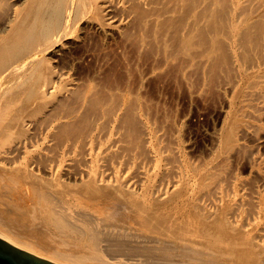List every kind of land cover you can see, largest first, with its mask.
<instances>
[{"label":"bare ground","instance_id":"6f19581e","mask_svg":"<svg viewBox=\"0 0 264 264\" xmlns=\"http://www.w3.org/2000/svg\"><path fill=\"white\" fill-rule=\"evenodd\" d=\"M255 43L264 0H0V177L26 199L8 218L42 225L0 237L60 264H264L263 167L255 185L186 162L142 93L193 87L195 64L199 92L227 89ZM263 82L227 124V158L249 149L238 134L260 138Z\"/></svg>","mask_w":264,"mask_h":264},{"label":"rangeland","instance_id":"374dc122","mask_svg":"<svg viewBox=\"0 0 264 264\" xmlns=\"http://www.w3.org/2000/svg\"><path fill=\"white\" fill-rule=\"evenodd\" d=\"M113 37H115L116 40H114L115 38L113 39ZM113 37L109 40V42L115 46L116 44H120V38L117 36ZM261 46H263V44L259 45L257 48L256 43L250 47L248 45H242L240 53L238 55L239 64L241 66V73H237L238 69L233 65L231 60H228V70L230 71V73H224V76L221 75L222 77H219L220 82L222 79V82L226 80V77L228 79V76L230 77L229 82H231L230 80L232 79V83L229 84L227 89H218L217 86H215L216 89H212V87L210 88L211 90L208 89V92L205 90L199 92V90H201L202 88V81L201 84H199L200 76L197 73L199 65L195 64L196 71L194 69V72L196 73H194L192 76L193 87L187 89L184 87L180 88L171 86L167 82L161 83V85L157 86L154 85L152 81H149L148 85H146V87H144V89L142 90L143 96L149 101L148 103H150L149 107L151 106L150 108L153 109V112L156 111V113H154L153 115V112L150 110L154 117V120H158L161 118L159 122H156L162 123L164 120L163 123L165 125L166 123L172 121V123H169L170 126L167 124L169 127H167V125L166 127L167 129L169 128L167 130L168 135L170 132L169 137H171V134H173L174 137L172 136V141H167L172 142L171 145L173 147L180 149L186 162L194 164L201 169L210 168L213 165H217L221 172L228 173V175H230L229 180H236L237 178L249 179L252 180L255 185L258 177L253 172V165H255V167L261 166L264 169V161L259 159V157L261 156L264 157V109L260 111V115L257 120V122L261 124V128L258 129L260 138L258 140H255L251 135H248L247 133L238 134L237 136V139L239 141L245 142L247 144V147H249V149L246 148V151L250 154L245 151L243 155L235 154L230 155L227 158L226 154L230 148V145H228L224 141V136L226 134L227 124L232 118H234V120L242 119L240 98L243 97L246 91L255 88L256 78L264 74V48ZM85 73H76L73 75L76 77H80ZM262 84L264 85V82ZM194 89L196 92H193ZM189 91H191V93H189ZM206 92L208 94H206ZM254 103L256 105L255 100ZM255 105L254 107L256 111ZM158 107H160V111ZM160 112H162V115ZM164 115L167 118H165ZM251 115L248 116V120L255 122L256 119L252 120V118H256V113L255 115ZM168 117H170L171 120ZM165 120L167 121L166 123ZM173 123L175 125H173ZM0 183V225L8 224L15 226V228L17 229L23 228L21 230L22 234H17L21 236L23 235V237H32V239L35 240V237L30 236V234L28 233L30 232L33 234L36 229H39L41 225L40 222L30 215L26 216L22 220H15V218H20L19 216L21 215L16 212L20 211L21 209L27 208L26 199L24 200V198L20 197V194L14 189L15 185L18 183H16L11 177H6L4 179H1L0 177ZM6 184L12 186L11 191H4L2 189V185ZM250 187L251 186L247 185L246 189L249 190ZM261 189L264 192L263 186H261ZM25 196L26 198H28V193L25 194ZM7 211L10 212V215ZM6 212L7 216L5 217ZM11 214H17L18 217H16V215L14 220H12L14 216H12ZM8 215L12 216V219L11 217L8 218ZM24 228L25 231H29L26 232L27 236H25L24 234ZM18 232H20V230ZM38 244H40L39 241ZM42 244L43 243L41 242L40 245ZM119 256L120 258L123 257V255ZM119 256L117 258H119ZM126 257L128 256L125 255L123 259L128 261L131 260L130 257H128L129 259ZM135 258L134 261L140 263V261L136 260ZM113 260L115 261V259ZM142 260L145 261L144 259H141V261ZM131 261H133V259ZM143 261L142 263L144 264H151L149 262L145 263Z\"/></svg>","mask_w":264,"mask_h":264},{"label":"water","instance_id":"95a60500","mask_svg":"<svg viewBox=\"0 0 264 264\" xmlns=\"http://www.w3.org/2000/svg\"><path fill=\"white\" fill-rule=\"evenodd\" d=\"M0 264H60L41 258L0 237Z\"/></svg>","mask_w":264,"mask_h":264}]
</instances>
